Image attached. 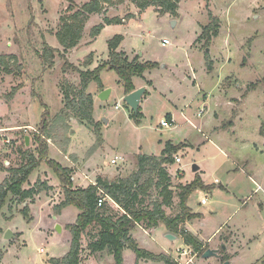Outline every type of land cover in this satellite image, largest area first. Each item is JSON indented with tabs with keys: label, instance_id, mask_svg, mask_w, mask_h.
Listing matches in <instances>:
<instances>
[{
	"label": "rangeland",
	"instance_id": "374dc122",
	"mask_svg": "<svg viewBox=\"0 0 264 264\" xmlns=\"http://www.w3.org/2000/svg\"><path fill=\"white\" fill-rule=\"evenodd\" d=\"M91 1L76 0L74 9H80ZM263 1L180 0L178 16L174 17L169 14L161 16L153 8L142 12L129 0H116L114 5H104L100 13L91 16L80 44L65 54L56 33L62 24L61 19L72 14L67 2L0 0V57H4L11 71L8 73L5 66H0V126L10 127L8 130L12 131L3 135L19 137L20 149H26L23 142L25 132L12 127L30 124L39 131L43 115L48 112L46 116L53 131L50 129L45 136L49 138L55 134V140L50 139V143L56 147L69 146L71 155L68 158L78 164H68L64 158L55 155L56 150L51 154L54 160L48 155L44 163L48 165L55 161L62 167L71 166L68 169L77 179L74 183L76 188L88 187L91 181L87 175V181L82 182L76 177L77 173L81 175L89 171L92 179L103 176L110 181L128 178L137 170L140 155L160 156L167 141L182 144L174 156L183 158L186 172L180 168L181 165H176V160L166 169L172 178L175 194L197 176L202 180L203 187L195 190L189 198V207L196 215L189 226L193 230L190 233L194 235L197 228L203 230L201 236L207 241L215 229L225 223L228 227L220 239L218 237L206 245L221 249L220 241L228 239L235 244L227 251L229 254L240 250L237 259L230 258L234 264H264ZM129 15H134V18L128 20ZM210 15L219 20V34L213 36L207 47L201 36L204 27L212 22ZM107 17H118L126 22L104 30L95 42L90 38L91 30ZM117 35L123 37L119 52L123 50L129 56L135 55L134 58L158 64L143 77L134 79L136 84L143 81L149 90L147 101L144 100L140 107L142 116L138 120L131 118L133 111L125 103V89L116 71L109 68L101 73V80L112 92L108 101H100L99 94L96 98L94 119L99 124L97 130L73 117L66 121L69 126L57 125V120L65 123L59 118L66 106L67 86L79 87L81 80L79 72L64 71L65 63L81 71H93L109 60V41ZM164 40L169 44L165 45ZM45 44L65 55L64 58L56 54L52 65H44L40 55ZM89 57L92 63L86 65ZM230 87H235L240 94L237 97V93L231 91L230 94L239 100L234 101L245 106L244 114L237 118L236 113L229 118L225 107L217 105L222 90ZM15 88L18 91L13 96ZM87 93L96 97L98 89L95 83L90 84ZM205 94H210L207 102ZM189 102L186 111L194 126L180 115ZM171 112L178 114L177 127L164 129L160 125L161 120ZM34 134H30L33 140ZM33 144L35 148L31 147L28 155H37V143ZM22 151H13L17 157L10 160L13 165L20 166L24 160ZM116 156L124 160L113 164ZM26 158L29 157L26 155ZM0 159L2 166L5 159ZM195 164L202 171L193 172ZM249 177H253L256 183ZM56 178L59 180L57 175ZM41 180L38 178L33 183L36 185ZM59 184L49 193L58 202L64 196L63 186L61 182ZM151 194L152 197L145 199L146 204L154 202L156 193ZM45 197L43 195L40 201L31 205L30 216L24 215L23 206L10 208V199L1 209L0 243L10 229L18 231L20 236L19 242L13 243L9 251L4 248L1 260L4 264H51L53 256L64 257L69 253L66 233L62 237H59L62 233L59 230L51 236L47 234V226L53 221L55 210L52 209V214ZM203 199L207 200V205L201 204ZM174 201L178 203L176 195ZM67 208H70L67 216L71 221L79 210L73 206ZM118 211L122 213V210ZM166 212L174 216L176 206ZM231 215L233 217L228 221ZM137 238L139 243L144 240L142 236ZM154 240L148 236L145 241L151 243L155 252L161 251ZM182 244L179 240L175 247ZM40 249H44L43 254ZM129 251L135 253L131 249ZM198 264L222 263L216 257H200Z\"/></svg>",
	"mask_w": 264,
	"mask_h": 264
},
{
	"label": "trees",
	"instance_id": "16d2710c",
	"mask_svg": "<svg viewBox=\"0 0 264 264\" xmlns=\"http://www.w3.org/2000/svg\"><path fill=\"white\" fill-rule=\"evenodd\" d=\"M69 4L68 10L72 12L69 17L61 19V26L56 33V38L62 46L64 53L76 48L82 38L87 22L92 15L100 13L104 5H114L116 0H92L83 5L80 9L75 8L76 0H64ZM124 2L125 0H118ZM142 12L153 8L161 15L178 16L180 0H129ZM207 1V0H206ZM212 22L204 27L201 38L206 40V46L209 47L213 36L219 34V20L212 15ZM134 15H129L128 20L133 19ZM125 20L116 18H105L103 23L91 30L90 38L96 39L106 26L125 24ZM123 41L122 35L115 36L109 41V60L93 71H81L72 64L65 63L64 71L74 70L80 74V85H68L65 91L66 106L62 109L59 119L65 121L73 118L87 124L97 130L99 124L94 119V98L88 94V88L91 83H95L97 89L102 91L105 89L101 73L105 69L115 70L120 78V83L125 89V94L129 95L136 90L133 83L135 77H143L145 72L158 67L157 63L144 62L141 63L138 57L130 60L125 52H119L118 49ZM59 54L64 58L65 55L59 53L56 49L45 44L44 51L40 55L44 65H52L55 55ZM92 58L86 59V65H91ZM210 67V63H208ZM5 66L8 73L7 63L4 57H0V66ZM18 91L13 90V96ZM46 114L43 115V121L38 133L34 135V142L37 143V155L34 153L29 156V161L21 168H10V177L0 184V211L7 203L8 199L17 198L22 202L33 199L41 192L48 191L49 187L46 183L38 181L36 185L29 190H24L23 186L29 180L31 174L37 169L39 164L47 162L49 149L46 142V133L52 130V123L48 120ZM141 111L137 114H131V118L140 119ZM57 125H65L61 120L55 122ZM63 123V124H62ZM68 127H65V129ZM45 138V139H44ZM181 145H173L167 143L165 149L160 156L140 155L138 157L137 170L131 176L123 179L107 180L98 177L95 185H89L86 188H76L73 180V172L71 169L64 168L55 161L48 163L49 167L56 173L59 181L63 186L64 199L60 205L56 206L55 212L58 214L67 207H76L79 214L76 222L68 227L71 234V249L69 253L61 259L50 260L51 264H82L80 257L82 249V240L84 234L91 227L100 228L98 240L91 242L89 248L92 253L108 252L114 257L115 264H123V251L126 248L133 250L137 259L146 261L163 262L165 264H178L172 257L166 254H154L141 249L137 242L132 238L131 233L141 225L147 229H155L164 225L167 231L172 234L179 235L184 244L191 246L195 252L202 257L209 247L198 237L191 234L185 228L187 221L195 218L189 207V198L198 188L203 187L202 180L197 176L189 185L182 186L179 192L175 194L172 178L166 169L167 165L175 163V154L179 152ZM155 192L154 202L145 203L147 197H152ZM108 196L110 200L115 202L124 213L113 209L106 201L99 207L100 196ZM178 198L175 203L174 197ZM176 214L170 216L167 209H175ZM22 212L25 216H29V207L23 208ZM222 260L229 261V256L225 252H221Z\"/></svg>",
	"mask_w": 264,
	"mask_h": 264
},
{
	"label": "crops",
	"instance_id": "0c3cea01",
	"mask_svg": "<svg viewBox=\"0 0 264 264\" xmlns=\"http://www.w3.org/2000/svg\"><path fill=\"white\" fill-rule=\"evenodd\" d=\"M263 8H264V1H263ZM147 11V10H146ZM113 26H115V25H111V26H106L105 27V29L104 30H106V29H108V28H110V27H113ZM127 26H129V24L128 25H126V27ZM103 30V31H104ZM102 31V32H103ZM101 32V33H102ZM101 35V34H100ZM99 35V36H100ZM98 36V37H99ZM97 40L95 39V42H96ZM94 42V43H95ZM121 52H125V51H121ZM126 53V52H125ZM127 54V53H126ZM127 56H128V58L130 59V60H133V58H134V56L135 55H128L127 54ZM135 59V58H134ZM141 63H144V62H147V61H145L144 59H140L139 60ZM95 67H97V66H95ZM94 67V68H95ZM214 67V66H213ZM105 71V70H104ZM103 71V72H104ZM149 71H151V70H149ZM135 79V78H134ZM134 79H133V83H134V85H135V88H136V90L137 89H140V88H145L146 89V93H145V95H144V97H143V99H142V101H141V105H142V103L144 102V100H146L147 101V99H148V96H147V94H148V92H149V90H148V88L146 87V86H144V82L143 81H141L139 84H136L135 82H134ZM104 85V84H103ZM97 87V86H96ZM104 87H105V85H104ZM107 88L105 87V89L104 90H106ZM104 90H102V91H100V90H98V93L95 95V94H93V95H95L96 97L94 98V113H95V106H97V102H96V98H97V96H98V94H100L101 92H103ZM203 91V90H202ZM231 91H233V92H235V93H237V97L240 95V94H238V91L236 90V88L235 87H233V88H227V89H224V90H222V93H221V95L218 97V106L220 105H222L223 107H225V111H226V113H228V117L230 118V117H232L233 116V114H235L236 113V118L237 117H240V115L241 114H244V112H243V110H244V105L243 104H238V103H236L234 100L235 99H237V98H235V96H233V95H231L230 93H231ZM112 92V91H111ZM201 94H204V92H201ZM209 95L210 94H205V96H204V100L207 102L208 101V99H209ZM111 96V95H110ZM127 96V95H126ZM240 97V96H239ZM238 100V99H237ZM239 101V100H238ZM205 102V103H206ZM190 103L191 102H189L188 104H186V106L183 108V110H182V112L180 113V115H181V117H183L188 123H190L191 125H193V122H192V119H191V117L188 115V113H187V108H188V106H190ZM141 105H140V107H141ZM117 108L119 107V106H116ZM140 109V108H139ZM205 112V111H204ZM203 112V113H204ZM200 113L202 114V111H200ZM143 116H144V114H143ZM198 116H200V114L198 115ZM177 118H178V114L177 113H173V112H171L170 114H168L167 116H166V119H162L161 121H163V120H168V121H170V123H171V125H172V127L171 128H168V129H174L175 127H177ZM63 124V123H62ZM66 125H68L67 123H65ZM84 125H86L87 127H91V126H89V125H87V124H84ZM160 125H161V123H160ZM69 126V125H68ZM194 126V125H193ZM16 127V128H15ZM15 127H12V128H14L13 130H16V131H18L19 129H20V131H23V132H25V134L23 135V142H25L24 143V146L26 147V149L24 148V149H20L21 147H20V141H18L19 139V137H13V135H9V134H5V135H7V136H9L10 138H14L15 140H14V142H13V145L11 146V147H1V145H0V156L2 157V158H4L5 160H3V162H2V166L0 165V184H2V183H4V181L5 180H8L9 179V177H10V172H9V169L10 168H21L22 166H24V165H26V163H28V161H29V158L27 159L26 158V155L29 157L30 155H28L27 153L29 152V149L32 147V148H35L34 147V140L32 139V136L30 135V134H32V133H34V131L33 130H35L34 128H33V126L32 125H30V124H22V125H17V126H15ZM162 127V126H161ZM7 128V129H6ZM8 128H10V127H2V126H0V130L1 131H4V132H12V131H9L8 130ZM164 129H167V128H164ZM52 131H53V127H52ZM31 132V133H30ZM74 136V135H73ZM26 137H29V145H27L26 144ZM72 137V136H71ZM262 138H263V140H264V135H262ZM50 139H52V140H55V134H51V137L49 138V139H46V141L47 142H49V144L50 145H48L49 146V156H50V158L52 159V160H54L53 158H52V155L53 154H55V151H52V150H56V154L55 155H58V156H60L61 158H64V160H66V162L69 164H73V165H75V163H77L74 159L71 161L68 157L71 155V153H69V150H71V148H67V147H69V146H61V145H59L58 147H56V146H54V144L52 145V143H50L51 141H50ZM69 142V139L67 140L66 139V142ZM56 142V141H55ZM66 142H65V144H66ZM172 143L171 141H167L166 143H165V146H166V144L167 143ZM73 143V138H72V140L70 139V142H69V144L71 145ZM56 144H57V142H56ZM68 144V145H69ZM173 144V143H172ZM58 145V144H57ZM173 145H175V144H173ZM180 145H182V144H180ZM73 146V145H72ZM175 146H177V145H175ZM255 146V148L256 149H258V147H257V145H254ZM71 147V146H70ZM11 148V149H10ZM185 148V147H184ZM9 149V150H8ZM61 149V150H60ZM165 149V147L162 149V151ZM14 150H17V152H21V150H23L22 151V154H24V160H22V157L20 156V159L22 160L21 161V164H20V166H16L17 164H12V161H10L12 158H14V157H16V155L15 154H13V151ZM28 150V151H27ZM161 151V152H162ZM12 154V155H11ZM52 154V155H51ZM161 154V153H160ZM10 156H12V157H10ZM146 156H155V155H146ZM0 157V158H1ZM116 157H120V156H116ZM115 157V158H116ZM17 158V157H16ZM25 158H26V160H25ZM114 158V159H115ZM120 158H122V157H120ZM175 158H177V157H175ZM180 158V157H179ZM182 159V162L181 163H177L176 162V165H181V169L183 170V171H185V167L182 165L183 164V158H181ZM1 160V159H0ZM113 160V159H112ZM124 159L122 158V161H123ZM119 163V162H118ZM117 163V164H118ZM62 164V163H61ZM78 164V163H77ZM12 165V166H11ZM63 165V164H62ZM11 166V167H10ZM194 166H197V164H195ZM194 166H193V168H194ZM8 167V168H7ZM63 167L64 168H71V166H65V165H63ZM198 168H197V170H192L193 172H197V171H202L201 170V167L200 166H197ZM186 172V171H185ZM88 175V176H87ZM85 178H84V177ZM86 176L91 180L90 181V183H89V185H92L91 183L93 182V183H96V180H97V178L98 177H102V178H105V177H103V176H96L94 179H92V175L90 176V174H89V171H88V173L87 172H82V174L80 175V174H78L77 173V176L76 177H78V178H80V180L82 181V182H86L87 180H86ZM93 176H94V173H93ZM38 178H41L42 180V182L43 183H46L47 184V186L49 187V190L48 191H44V193L43 192H41L39 195H36L33 199H29L28 201H26V202H22V201H20V200H18L17 198H14L13 200H11V198H10V208H12L13 209V207L14 208H17L18 206L19 207H21V206H23V208L24 207H26V206H28L29 207V216H30V213H32V209L30 208L31 207V205H34V204H36L38 201H40L42 198V196L43 195H45L46 197H45V203L46 204H48V206H49V208H51V211H52V214H53V208H54V210H55V208H56V206H58V205H60L61 203L60 202H62L63 201V199H64V196L62 197V199L60 200V202H58V201H54V200H56L55 198H52V197H55V196H49V193L51 192V190L53 189V187L55 188L57 185L59 186L60 184V181L56 178V175L53 173V171L50 169V167L48 166V165H46L45 163L43 164H41V166H39V168H37L32 174H31V176L29 177V180L27 181V183L23 186V189L24 190H29V189H32L34 186H35V183H33V180H37ZM55 178H56V180H55ZM107 179V178H106ZM73 180H74V183L77 181V179L73 176ZM249 180L250 181H252V182H254V183H256L255 182V180H254V178L253 177H249ZM32 181V182H31ZM48 182V183H47ZM83 188H86V187H83ZM259 188H260V186H259ZM258 189V188H257ZM58 200V199H57ZM108 203H109V205L111 206V207H113V209H115L114 207H116L111 201H107ZM112 204V205H111ZM201 204H202V201H201ZM208 203H206L205 205H207ZM203 205V204H202ZM23 208H22V210H23ZM118 209H120V208H117V209H115V210H117L118 211ZM70 210V208H66V209H63L58 215H55V212H54V214H53V221L51 222V224H49L48 226H47V234L48 235H50L51 236V234L53 233L54 234V232L58 229V227H60L61 229V231L60 232H62L61 233V235H59V237H62V236H64V234L66 233L67 234V239H66V242H67V246L69 247V250L71 249V234H70V232H69V230H68V227L69 226H71V225H73L75 222H76V220H77V217H78V215L77 216H75V218L73 219V220H68V216H67V212ZM121 210V209H120ZM191 210H192V213H193V209L191 208ZM122 213H124V211L122 210ZM122 213H120V214H122ZM193 214H195V213H193ZM233 216L231 215V216H229V218H228V221L229 220H231V218H232ZM191 221L192 220H190V221H187L186 223H185V228H186V230L187 231H189V232H191L190 230H192L189 226H190V224H191ZM226 227H228V225L227 226H225V223L224 224H221V225H219L216 229H215V231L213 232V234L208 238V240L207 241H205V240H203V238H202V236H201V234L203 235V230H199L198 228H197V232H195V236L196 237H198L202 242H204L205 244H209V243H213L218 237H219V239H220V237H221V235H222V233L224 232V230H225V228ZM12 232H13V235H14V239H12V240H6V239H2V243H0V264H4L1 260H2V257H3V254H4V248L6 249V251H9L11 248H12V245H13V243H17V242H19V239H20V236L18 235V231H15V230H13V229H10ZM193 231V230H192ZM99 233H100V228L98 227V228H93V227H91V228H89L88 230H87V232L84 234V236H83V240H82V249H81V253H80V257H81V260H82V264H115V260H114V257L112 256V255H110L108 252H106V251H104V252H96V253H92L91 252V250H90V248H89V245H90V243L91 242H94V241H97L98 240V236H99ZM192 233V232H191ZM3 234H4V231L2 232V235L1 236H3ZM168 235H171V239H168L167 237H168ZM131 236H132V238L137 242V244L139 245V247L141 248V249H144V250H146V251H149V252H151V253H154V254H157V255H159V254H166V255H174L175 254V252L178 250V249H180L181 247H183L184 246V241H183V239L181 238V236H179V235H175V234H172V233H170L169 231H167V229L165 228V226H159L158 228H155V229H147V228H145V227H143V226H141V225H137V227L132 231V233H131ZM138 236H142L143 238H144V240H140L141 242L139 243V240H138ZM148 236H151L153 239H155L153 242L155 243V245L157 246V247H159L160 246V248H161V251H158V252H155L154 251V248H153V246L151 245V243L150 242H146L145 240L148 238ZM154 236V237H153ZM179 240H181V242L183 243L182 244V246H176L175 247V244L179 241ZM228 241V242H227ZM227 241L226 240H224V241H220V246H221V249H219L220 250V255H221V258H218L220 261H221V263L222 264H225V262L222 260V254H221V252H225L226 253V255L227 256H229V261H227V262H229L230 264H234V262L231 260V259H233V258H236L237 259V257H238V255H240V250L239 251H235V253H232V255L231 254H229L227 251L229 250V249H231V246H235V244L233 243H230V240H228L227 239ZM67 247V248H68ZM179 247V248H178ZM217 247V246H216ZM216 247H211V249H218V248H216ZM3 248V249H2ZM175 249V250H174ZM174 251V252H173ZM173 252V253H172ZM40 253H44V249H40ZM63 256V255H62ZM62 256H53L52 258L53 259H61V258H63ZM234 256V257H233ZM65 257V256H64ZM231 258V259H230ZM235 259V260H236ZM123 264H161V263H156V262H153V261H144V259H140V260H138L137 259V256H136V254L135 253H131L130 251H129V249L128 248H126V249H124V251H123ZM163 264V263H162ZM196 264H198V260H197V262H196Z\"/></svg>",
	"mask_w": 264,
	"mask_h": 264
},
{
	"label": "built area",
	"instance_id": "2783aa9c",
	"mask_svg": "<svg viewBox=\"0 0 264 264\" xmlns=\"http://www.w3.org/2000/svg\"><path fill=\"white\" fill-rule=\"evenodd\" d=\"M164 44L167 45L169 44V41L164 40ZM161 126L164 128H171L172 125L170 123V121L168 120H163L161 121ZM35 133H38V131L33 130ZM4 131L0 130V145L1 147H11L13 145L14 142V138H10L7 135H3ZM122 158L120 157H116L113 160V164H117ZM176 162L177 163H181L182 159L177 157L176 158ZM218 182V181H216ZM93 185H95V183H91ZM103 196H100L99 198V207H101L103 205V203H105L106 201H111L117 208H119L118 205L115 204V202H113L112 200H110V198L108 196H105L104 194H102ZM207 203L206 199L202 200V204L205 205ZM170 257H172V259L178 263V264H196L197 260L201 257L200 254L198 252H195L193 250V248L191 246H188L186 244H184V246L180 249H178L174 255H169Z\"/></svg>",
	"mask_w": 264,
	"mask_h": 264
},
{
	"label": "water",
	"instance_id": "95a60500",
	"mask_svg": "<svg viewBox=\"0 0 264 264\" xmlns=\"http://www.w3.org/2000/svg\"><path fill=\"white\" fill-rule=\"evenodd\" d=\"M175 24V22H173ZM146 93V89L140 88L132 92L131 94L127 95L125 97V103L130 107V109L134 112V114H137L139 112V108L141 105V101ZM111 95V90L106 89L103 92H101L98 96L99 100L102 102L108 101ZM26 144L29 145V137H26ZM197 166H194V170H197ZM61 228L58 227L57 230H60ZM13 232L9 230L6 234L5 239L6 240H12L14 239ZM168 239H171V235H168ZM203 259H209L212 257L221 258L220 250L219 249H207L206 252L203 254ZM225 264H230L229 262H225Z\"/></svg>",
	"mask_w": 264,
	"mask_h": 264
}]
</instances>
